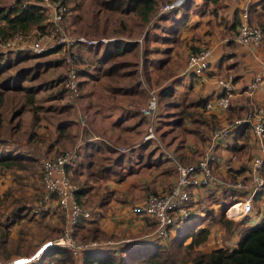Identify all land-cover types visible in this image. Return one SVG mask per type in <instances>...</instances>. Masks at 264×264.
Here are the masks:
<instances>
[{"label": "crops", "instance_id": "1", "mask_svg": "<svg viewBox=\"0 0 264 264\" xmlns=\"http://www.w3.org/2000/svg\"><path fill=\"white\" fill-rule=\"evenodd\" d=\"M226 1V4L230 9L232 8L234 13L235 9L241 10L246 4H252L256 0ZM221 2H219V5ZM214 13L215 10H199L198 13L191 14L185 21V26L182 27L181 38L193 35L192 26H195L196 34L205 32L204 27L207 23L215 30L223 28L224 25L219 24ZM256 13L263 16L264 19V14H262L264 13V6L256 5L254 11L251 12L252 17ZM174 14L175 19H178L179 13L176 12ZM252 17L251 22L253 24L257 23V17L253 19ZM232 24L233 19L228 27L236 31ZM163 40L162 44H165V49L161 52L164 58H161L160 62L162 65L174 66V70L183 68L185 54L188 49L196 50L203 42L200 37L195 35H193L191 42L182 47L175 45V41H166L167 36H164ZM231 40L228 39V41ZM233 41L235 42L234 37ZM108 47L107 45L103 50L101 48L98 50L99 52L96 51L94 58L99 60V66L101 62L105 66L104 75L107 77L108 82L111 83L110 86H105L103 95L100 90L95 89L96 82H91V87L93 88L90 92L92 93L91 97L86 98L87 102L85 100L82 101L80 104L82 108H75L77 113L74 118H66L65 120L67 121V129L74 142L81 143V148L78 151L80 154H84L82 161L79 158L68 166V174L74 182L75 180L79 182H75L80 186L79 200L92 212V219L88 222H82L78 227L79 234L86 233L87 228L93 224L98 228L97 235L103 234L105 237H113L116 241H113L110 245H118L152 230L153 222L141 213L135 212L132 207L141 205L147 194L160 193L166 189V186L172 185L176 178V171L169 160H163L157 151L153 152L152 148L150 149L151 145L149 143L146 144L142 141L145 131L144 121L142 123V121L126 110V107L130 105L129 94L133 91H129L130 80L124 81L122 75L131 74L132 70L120 71L126 63H129L126 61L112 60L109 63L107 60H111L118 55L108 49ZM229 47L231 45L227 44L226 49ZM210 48V65L207 70L208 79L206 82H199L194 76L186 74L184 69L183 72L170 74L163 81L159 80V82L166 83L163 84L164 86H170L173 89L170 101L175 103L173 106L170 105V107L177 110L179 106L186 111L182 121L186 125V130L183 131L184 142L176 146V148H170L184 164L190 163L197 158L198 154L196 155L191 148L195 146L194 149H197L199 153L204 144V139L211 128L241 116L246 110H250L256 105L264 106V61L262 59L264 52L257 48L252 49L240 46L235 42V47L231 51H227V53L231 52L232 55L225 59V64L224 61L220 62L219 60L221 55L219 54L220 50L217 43ZM84 51L83 59L89 58L91 51ZM177 52H182L180 54V63L170 62V60L176 58L174 54H177ZM232 57H235V60L231 62ZM116 66H119L120 74L116 73ZM261 69L263 73L259 88L252 95H247V92H245L246 84ZM146 71L148 73L147 66ZM87 73L89 74L90 72ZM227 73L232 75L234 87V95L229 109L226 111L213 110V112L202 109L198 101L200 99L208 100L218 94L216 79ZM97 77L96 75L94 76V78ZM112 77L116 78L112 79ZM150 78L151 80H156L157 78L154 68L150 69ZM97 83H99V80H97ZM136 83H139V81L136 80ZM179 95L183 97L179 98ZM173 98L175 100H172ZM177 104L178 106H176ZM85 105L89 106L87 107L88 109L85 108ZM82 113L86 114L84 124L81 123ZM58 125L59 122L49 127L51 128L49 136L33 138L40 140V142L42 141L39 150L37 148L32 150L33 145L31 143H25L22 146L18 145L21 151L27 152L22 154L32 156V160L26 166L38 162L42 156L51 157L57 154L56 148L58 149V146H56L57 144L53 146V144H55ZM175 126L180 127L181 125L176 122ZM16 146L11 145V149H8V151L17 148ZM120 148H125V150ZM216 151L218 161L214 165V173L221 178H229L228 166L231 167V170L239 169L248 160L245 155H242V159L240 157L241 160H239L234 154L244 151L250 157L255 152V146L250 132L245 129L241 133H235L233 136L222 139ZM26 166L12 169L0 168V233L3 234L2 231L8 232L13 234V239H16L15 244L10 248L3 240L4 238L0 237V264H8L17 258L31 256L56 234H51L50 232L47 236L40 238V232L36 236L35 226L30 223L35 215L27 212V209L33 205L35 206L34 208L40 206L36 205L42 199V180L39 169L34 170V167ZM22 191H26L24 198L26 200L30 199L29 201L19 198ZM190 191L192 214L195 209L197 214L191 215L192 220L190 222L182 223L173 228L168 239L177 242L184 234H189L191 231L195 234L197 229L206 228L208 233L204 241L193 246L196 250L209 251L221 246H235L240 230L245 227L244 221L251 217V221L255 224L263 216L264 193L253 201L252 211L249 214L233 220V227L227 233L225 226L219 220V215L223 210L224 203L228 202L229 205L232 202L231 195L225 194L220 185L193 187ZM38 192L39 195H37ZM28 194L29 196H27ZM211 195L214 197L218 195L216 197L218 198L217 204L215 205L213 202L210 205L209 209L211 211H201L199 209L200 202L208 200L207 198ZM54 206L55 204L49 201L46 204V209L39 210L35 214H44L38 215V219H44L49 216V213L57 211ZM216 208H218L219 213L215 212ZM27 213L30 217H28ZM214 220L219 222H212ZM60 224L62 226V221ZM30 233L32 234L31 236H29ZM190 240L191 237H187L183 245ZM227 241L231 242V244H228ZM204 242L205 245L207 244L206 248L201 247ZM117 247H112V249H117ZM186 264H191V262L188 261Z\"/></svg>", "mask_w": 264, "mask_h": 264}, {"label": "rangeland", "instance_id": "2", "mask_svg": "<svg viewBox=\"0 0 264 264\" xmlns=\"http://www.w3.org/2000/svg\"><path fill=\"white\" fill-rule=\"evenodd\" d=\"M18 1L25 2L27 0H0V8L4 6L7 7L9 5L12 6ZM102 1L103 0L54 1L58 3L61 2V4L65 5L67 8L66 22L62 23V29L65 34H80L87 38L105 37L108 40L112 39L107 41L106 43L97 44L92 47L83 45H77L73 47L72 50L75 54V62L78 72L79 95L72 102H69L65 96V87L63 79L66 70V64L63 61L65 51L61 45H59L61 46V48L57 47V41L59 40L60 33L56 31L55 26L48 20L49 15L46 11L45 15H47V19H45L42 23L44 28L42 31H38L36 28L33 27L29 31H25L26 33H22L24 35L23 49H2V47L0 46V52H2V54H0V63L5 64L3 65L2 72L0 73V82L5 81V84H9L5 87L0 85V93L3 94V104L0 106L1 155L27 153L25 151H21V149L18 148L20 145L22 146V144L25 143H31L33 145L32 150H34L35 148L39 150L42 141L40 142V140L38 141L37 139L33 138L49 136L51 131V128L49 127L53 126L54 123H58L60 120H65L66 118H74L77 113V111H75V108H82V105H80L82 101L85 100V102H87L88 100L86 98H89L92 95V93H90L91 90H93V88L91 87V82H96L95 89L100 90L101 94L104 95L103 91L105 89V86H110L111 83L108 82L107 77L104 75L105 66L102 62V64L100 63L99 66V60L94 58V54L101 48L103 50L105 46L107 47L109 42L120 40L118 42L133 41L136 44L134 49L122 51L121 53L116 52L115 54H117L118 56H115L113 59L107 61H109V63L112 60L126 61L131 63H126L125 66L120 69L121 72L123 70H132L131 74L126 73L125 75H122L124 81L126 80L127 82V80H130L129 84L131 85L129 91H133L131 94H129L130 105L126 107V110L133 114L135 117H137L140 121H142V123L144 121V130L146 127L147 118H144V116L139 112L138 107L146 102L148 98V90L156 89L158 92L160 88L164 86L163 84L165 83L159 82V80L163 81L164 79H167L169 75L173 74L174 72V74L180 73L181 71L183 72L188 52L192 51L191 48L187 50L184 60L185 64L180 70H174V66H169L168 64L162 65V63L160 62V59L164 58L163 53L161 52L165 49V44H162V42L164 41L163 37L170 35V32L174 31L173 27L177 26L176 21H183V27L185 26V21L191 14L198 13L199 10H215L214 16L216 17V20L219 22V24L224 25V27L215 30L212 29L210 24L207 23L204 27L205 32H203L202 34H196L195 26H192L191 29L193 31V35L198 36L203 40L202 45L198 46L197 48H208L211 50L210 47H212L213 44L217 43V46L220 50L219 54L221 55L219 57L220 62H225V59H228V57L232 55L231 52L227 53V51H231L232 48L235 47L233 37L236 31L235 29H230L228 27V25L233 19V12L232 8L230 9V7L226 4V0H220L222 1L220 5V1L218 3H211L204 2V0H192L190 5L187 7H185V0H183V2L181 3L182 6H180V4L172 10L163 12L160 15H157L159 5L163 2H168L171 0H156L158 3L157 9L151 16L150 22L147 23L145 26H141L139 20L136 17L131 18L130 16H124L121 17L123 19L120 21V19H118V16L121 15V13H119L118 11H107L103 8ZM111 1H114L113 4L121 5H124L127 2V0ZM176 12L179 13L178 19H175L174 13ZM256 17L257 23L254 24H257L258 26L259 22L264 19L263 16H260L257 13L254 15V17H252V19ZM119 22H125L126 26L123 27L119 24ZM0 24H2V22H0ZM182 27L178 29V32L176 33V40H174L175 45H179L180 47H182L183 45H187L188 42H191L193 37L192 35L191 37L181 38ZM41 33L47 35V38L44 39L41 43L43 49L40 52H35L32 49L31 44L35 40H37L39 36H41ZM12 35H14L12 32H8L4 35L3 33H0V37L2 38V40ZM225 38H227V40H225ZM228 39L232 40L228 41ZM227 44L231 45V47L226 49ZM247 48H257L258 50H262L264 52V37L259 46ZM108 49L115 51L114 45L109 46ZM84 50L91 51L89 58L86 57L85 59H83L85 52ZM181 53L182 52H177V54H174L176 58L170 60V62H173L175 64L180 63ZM158 55H160V57H158ZM262 56V59L264 61V53ZM233 60H235V57L231 58V62ZM103 62L105 63V61ZM144 62L146 63V66L148 68V73L146 71V66ZM151 68H154L156 71V80H151L150 78ZM84 70L85 72H83ZM115 71L116 73L120 74L119 66H116ZM87 72L90 73L88 74ZM116 73L114 72V74ZM95 75L98 77L94 78ZM228 76L229 73L225 74L222 77ZM115 78L116 77H112V79ZM97 80H99V83H97ZM136 80L139 81V83H136ZM16 83L19 87L10 86H14ZM31 94H33L32 102L28 100V96ZM182 97L183 96L179 95V98ZM170 100L171 99L167 97H159V99L157 100L158 118L156 120V131L159 135L160 142L164 146H167L169 149L174 147L176 148V146L184 142L183 131L186 130V125L184 124H182L180 127L175 126L176 122L174 121V118L180 116L181 113L179 109L176 110L174 108H171L170 105H166L168 101L171 102ZM172 100H175V98H173ZM22 106H24V108L21 114L14 117L12 115L14 113V110H19V108H21ZM87 107L89 106L85 105L86 109H88ZM211 129L209 130V132L211 131ZM144 143H149L151 145L150 149L152 148L153 152L157 151L159 153V156L163 158V160H169L167 157H162L160 155L159 150L153 142ZM77 144L79 148H81V143L79 142L75 143L73 147ZM11 145H17V148L8 151V149H11ZM234 155L239 158V160L242 159V155H245L248 158L246 152L244 151L237 152ZM41 158H39L38 162H34L33 164L31 163L26 167H34V170H40ZM79 158L82 161V159L84 158V154H80L79 152L78 159ZM171 165L173 166L172 162ZM71 181L74 182L72 179ZM170 187L171 184L166 186V189H164V191H167ZM25 195L26 191H22L21 196L19 198L26 200L24 198ZM37 195H39V192ZM27 196H29V194ZM216 197L211 195L207 198L208 200L201 201L199 209L201 211L210 210L209 207L213 202L215 203V205L217 204L216 201H218V198ZM34 207V205L28 207L27 212L32 215H35L30 221V223L35 226L36 236L40 232V238H42L43 236H47L51 232V234H56L49 240H52L57 237L60 234V222L62 221V217L59 211L57 210L56 212H52L49 214L47 213L50 217L46 216V218L44 219H38V215L41 216L44 214H35V211L33 210ZM215 212L219 213L218 208L215 209ZM195 213L196 209L192 215H194ZM28 217H30L29 214ZM191 220L192 216L187 220V222H190ZM216 221L218 220H214L212 222ZM244 222L245 227L254 224V222L251 221V217L247 218V220ZM2 233L3 234L0 233V237H3V240L6 242L7 246H10L11 248L13 244H15L16 239L12 238L13 234L3 231ZM31 235L32 234L30 233L29 236ZM76 237L83 242H89L93 240L103 241L106 238L105 236H103V234H98V237L96 238L88 237L85 239H81L78 235ZM111 238L114 242L116 241L115 238ZM178 240L177 242L171 241V239L168 238L162 240L161 245L164 247L165 253L167 254L166 251H168L169 254H172L177 258H189L190 254H193V252L196 250L195 247H193L192 249H188L185 248V245L180 246ZM124 243L125 242L118 245H109L106 248H108L110 252H114L115 254H117L116 256H122L124 253H122L121 245ZM227 243L231 244V242L228 241ZM116 246H118L117 249H112V247ZM47 247H50V245L46 246L45 248ZM201 247L206 248L207 244L205 245L204 242V244H201ZM116 260H118V258H116ZM51 264L62 263L59 261L58 257H54L53 262Z\"/></svg>", "mask_w": 264, "mask_h": 264}, {"label": "built area", "instance_id": "3", "mask_svg": "<svg viewBox=\"0 0 264 264\" xmlns=\"http://www.w3.org/2000/svg\"><path fill=\"white\" fill-rule=\"evenodd\" d=\"M38 4L44 14L48 13V20L55 26L56 31L60 33L57 47H63L65 54L63 61L66 64L64 75L65 96L69 102L74 101L79 95L78 72L75 62L73 47L77 45L94 46L106 43L109 40L105 37L87 38L80 34H65L62 29V23L66 22L67 8L65 5L54 2L56 0H28ZM183 0H171L159 5L157 15L172 10L179 6ZM158 6V3H157ZM46 19H47V15ZM240 21L237 24L234 40L237 44L244 47H257L263 40L261 28L249 21L248 4L239 12ZM39 31V30H38ZM25 31H14V35L2 40L0 37V46L2 49H13L24 47ZM31 47L35 52H40L43 48L42 41L47 35L40 34ZM61 45V46H59ZM2 54V52H0ZM211 50L201 48L192 50L188 53L184 72L194 76L201 83L208 79L207 70L210 65ZM262 73L257 72L253 78L246 84L245 92L252 95L259 87L262 81ZM218 94L211 99L206 100L204 106L209 111H226L230 107L231 99L234 95L232 75L228 77H218L216 79ZM157 90L149 89L146 102L138 107L139 112L147 118L143 142H153L160 152V155L167 157L174 166L176 178L171 187L161 193L147 194L141 205L133 207L137 213L147 216L152 222L153 227L150 232L144 233L132 240H165L169 237L173 228L187 222L192 215V197L191 188L208 187L220 185L222 188L233 190L234 200L227 206L224 215L232 220L242 218L252 211L254 195L258 192L264 193V106L256 105L250 110H246L241 116L231 119L223 124L214 126L210 131V137L207 145L202 148L197 158L187 164L182 163L175 155L174 151L164 146L160 142L156 131L157 120ZM85 113L81 115V123L84 124ZM247 124L252 141L255 146V152L246 162V169L237 173L228 166L230 177L221 178L214 173V164L218 160L217 147L221 140L231 135L232 131L239 124ZM195 146L192 147L194 149ZM125 150V148H120ZM78 144L71 149L63 150L53 157H42L40 161V172L43 184V203L34 208V211L46 209L49 199H55L64 214V223L60 234L52 240L46 241L37 251L29 257L17 258L8 264H24L31 259L38 257V252L46 246H61L71 250L78 260L81 254L87 249H100L108 247L113 240L106 237L103 241L83 242L76 237V225L82 219L90 217V210L84 206L77 192L80 186L71 181L68 174V166L78 159Z\"/></svg>", "mask_w": 264, "mask_h": 264}, {"label": "trees", "instance_id": "4", "mask_svg": "<svg viewBox=\"0 0 264 264\" xmlns=\"http://www.w3.org/2000/svg\"><path fill=\"white\" fill-rule=\"evenodd\" d=\"M191 1L192 0H185V5H186L185 7L189 6ZM217 1L218 0H204V2H211V3H217ZM113 3L114 1L112 2L111 0H103L102 6L107 11H118L119 13H121V15L118 16V19H120V21L123 19L121 17L124 16H130L131 18L136 17L139 20L141 26L142 25L145 26L147 23L150 22L151 16L154 14V12L157 9L156 0H127V2L124 5L113 4ZM250 4L251 3L248 4V14H249V21L251 22V17L253 16L251 15V12L254 11L256 5L260 4L264 6V0H256L251 5ZM180 6H182V4ZM239 12H240L239 9H235L233 13L232 26H234L235 28L237 27V24L240 21ZM45 19L46 16L42 8L38 4L29 2L28 0L25 2L18 1L16 4H13L12 6L9 5L7 7L4 6L0 8V22H2V24H0V33H3L4 35L8 32H14V31H29L33 27L39 31H42L44 29L42 23L44 22ZM176 22H177L176 23L177 26L173 27L174 31L170 32L171 36L170 35L167 36V40L170 41L176 40V33L178 32V29L182 27L183 21L178 20ZM119 24L122 25L123 27L126 26L125 22H119ZM258 26L261 28L264 36V22L263 21L259 22ZM118 41L120 40L108 44V46L114 45L115 51L112 50L114 53L116 52L121 53L122 51L132 50L136 46V44L133 41H123V42H118ZM3 65L5 64L0 63V73L2 72ZM0 85L5 87L8 86L9 84H5V81H2L0 82ZM10 86L19 87L17 83L14 86L13 85ZM172 91L173 89L170 86H164L160 88L157 94V100L159 99V97L171 98ZM28 100L30 102L33 101V94L28 96ZM206 100L200 99L198 101L202 109H206L204 106ZM174 103H175L174 101L172 102L168 101L166 105L173 106ZM2 104H3V94L0 93V106ZM176 106H178V104ZM23 108L24 106L19 108V110L18 109L14 110V113L12 115L14 117L18 116L23 111ZM177 109H179L181 114L180 116H178V118H175L174 121L177 122V124L182 125L183 124L182 121L186 115V111L184 110V108H181L179 106ZM157 118H158V107H157ZM245 129H248L247 124L244 123L239 124L232 131L230 136L235 135V133L236 134L241 133V131L242 130L244 131ZM209 137H210V132L204 139V144L202 148H204L207 145ZM74 143L75 142L72 139V136L67 129V121L60 120L57 129L55 144H53V146L56 144H57L56 146H58L59 150L56 148V153L58 154L63 150L73 147ZM192 150L196 153V155L199 154L197 152V149H192ZM249 158L250 157H248V160ZM31 160H32L31 157L21 153L2 154L0 155V168L3 169L23 168L24 166H26V163L30 162ZM241 166H242L241 168L233 169V171L240 173L244 171V169H246V163L242 164ZM40 176H41V172H40ZM75 182L79 183L77 180H75ZM43 191L44 188L42 184V199H40V202L36 206H39L44 202ZM222 191L225 194L231 195L232 199L234 200L235 192L233 190L222 188ZM260 195H261L260 192L256 193L254 195V200L258 199ZM77 196L79 198V191L77 192ZM49 201L51 203H54L55 204L54 207L59 211L62 217V226H63L64 214L62 212V209L60 208V206L58 205V203L54 198L49 199ZM227 205L228 202L224 203L223 210L219 215V220L225 226V230L228 233L230 229L233 227L234 221H232L231 219L227 218L224 215V210L227 207ZM90 213H91L90 217L80 220V222L76 225V236L78 235L79 238L81 239L82 238L85 239L88 237H92V238L98 237L97 235L98 228L93 224L89 226V228H87L86 233L79 234L78 227L81 225V223L88 222L92 219V212L90 211ZM62 226L60 228V232ZM207 233L208 230L206 228L197 229L195 234H193V231H191V233L186 235L184 234V236L179 238L178 240L179 245L180 246L183 245L185 239L187 237H191V240L187 244H185V248L192 249L194 245H197L202 241H204ZM161 241H162L161 239H149V240L143 239V240H132L125 242L124 244L121 245L122 253H124L122 256H116L117 254H115L114 252H110V250L106 247L100 249H87L82 252L80 260H78L77 257L73 255L71 250L66 247L50 246L44 249L38 255V257L24 264H51L53 262L54 257H58L59 261L62 264H186L188 261H190L191 264H264V211L262 218L257 223L244 227L240 230L236 245L233 247L221 246V247L213 248L209 251L195 250L193 254H190L189 258L187 257L177 258L174 255L169 254L168 251H166L167 254L165 253L164 247L161 245ZM129 242L131 244H129ZM116 258H118V260H116Z\"/></svg>", "mask_w": 264, "mask_h": 264}, {"label": "clouds", "instance_id": "5", "mask_svg": "<svg viewBox=\"0 0 264 264\" xmlns=\"http://www.w3.org/2000/svg\"><path fill=\"white\" fill-rule=\"evenodd\" d=\"M45 248V247H44ZM44 248H42L39 252H38V255L41 253V251H43L44 250Z\"/></svg>", "mask_w": 264, "mask_h": 264}, {"label": "bare ground", "instance_id": "6", "mask_svg": "<svg viewBox=\"0 0 264 264\" xmlns=\"http://www.w3.org/2000/svg\"><path fill=\"white\" fill-rule=\"evenodd\" d=\"M46 249V248H45Z\"/></svg>", "mask_w": 264, "mask_h": 264}]
</instances>
